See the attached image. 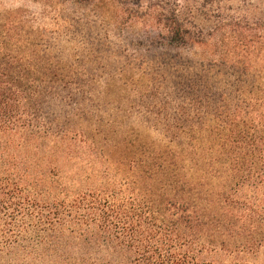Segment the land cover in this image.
I'll use <instances>...</instances> for the list:
<instances>
[{
  "label": "trees",
  "instance_id": "1",
  "mask_svg": "<svg viewBox=\"0 0 264 264\" xmlns=\"http://www.w3.org/2000/svg\"><path fill=\"white\" fill-rule=\"evenodd\" d=\"M43 3L0 7V264H264V14Z\"/></svg>",
  "mask_w": 264,
  "mask_h": 264
},
{
  "label": "rangeland",
  "instance_id": "2",
  "mask_svg": "<svg viewBox=\"0 0 264 264\" xmlns=\"http://www.w3.org/2000/svg\"><path fill=\"white\" fill-rule=\"evenodd\" d=\"M44 0H0L1 8H17L27 7L31 10L36 17L40 16V20H44V16L40 15L44 9L48 8L43 3ZM147 0H141V4L144 7ZM171 4H174L178 10L190 18L191 15L197 16V22H205L206 20H215L227 15H234L238 18L254 17L264 14V0H168ZM101 4V3H100ZM98 4L88 5L81 7L82 12L96 13L100 8ZM102 8H109V3L100 5ZM69 7H73L69 5ZM75 7V6H74ZM78 8V7H77ZM134 10L136 5H133ZM46 14V12H45ZM110 11L107 14V18L110 17ZM48 15V14H46ZM39 20V19H38ZM48 20V19H46ZM111 20V19H110ZM192 23L194 21L190 19ZM108 21V19H107ZM110 22V21H109ZM120 28L128 31L130 36L137 32H144L145 34L151 30L150 25H147V21L143 18L132 19L128 17V14L123 12V16L119 20ZM144 34V35H145Z\"/></svg>",
  "mask_w": 264,
  "mask_h": 264
}]
</instances>
